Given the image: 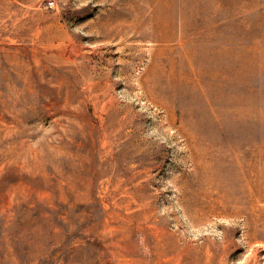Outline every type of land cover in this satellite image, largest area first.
<instances>
[{
	"label": "rangeland",
	"instance_id": "1",
	"mask_svg": "<svg viewBox=\"0 0 264 264\" xmlns=\"http://www.w3.org/2000/svg\"><path fill=\"white\" fill-rule=\"evenodd\" d=\"M0 264H264V0H0Z\"/></svg>",
	"mask_w": 264,
	"mask_h": 264
}]
</instances>
